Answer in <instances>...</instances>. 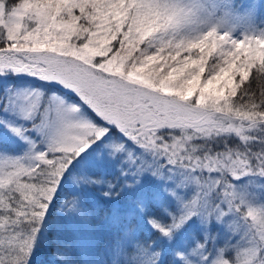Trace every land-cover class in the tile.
Masks as SVG:
<instances>
[{
  "label": "snow or ice",
  "instance_id": "obj_1",
  "mask_svg": "<svg viewBox=\"0 0 264 264\" xmlns=\"http://www.w3.org/2000/svg\"><path fill=\"white\" fill-rule=\"evenodd\" d=\"M0 264H264V0H0Z\"/></svg>",
  "mask_w": 264,
  "mask_h": 264
},
{
  "label": "trees",
  "instance_id": "obj_2",
  "mask_svg": "<svg viewBox=\"0 0 264 264\" xmlns=\"http://www.w3.org/2000/svg\"><path fill=\"white\" fill-rule=\"evenodd\" d=\"M41 259H43L44 257H43V255H41V257H40ZM81 259H83V257L81 258Z\"/></svg>",
  "mask_w": 264,
  "mask_h": 264
}]
</instances>
